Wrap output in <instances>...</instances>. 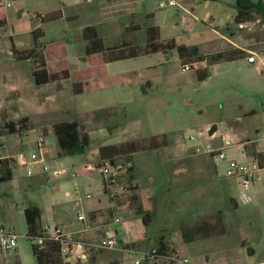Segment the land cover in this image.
<instances>
[{
  "label": "rangeland",
  "instance_id": "rangeland-1",
  "mask_svg": "<svg viewBox=\"0 0 264 264\" xmlns=\"http://www.w3.org/2000/svg\"><path fill=\"white\" fill-rule=\"evenodd\" d=\"M232 3L234 4L235 0H201L192 3L190 8L186 9L182 0H179V6L168 4L159 6L157 0H149L142 3L130 18L122 20L123 26L117 20L116 25L108 24L102 27V36L107 45L115 46L126 42L144 47L148 40V28L158 26L161 41L175 40L178 45L198 46L202 55L206 54L209 57L220 53L223 47L231 51V44L223 37L231 38L233 33H236V39L240 40L236 43L246 50L243 52L245 57L255 53L258 58L255 64H249L246 58L216 64L210 63V59H207V63L201 64L199 69L183 72L182 66L185 63L201 61L198 55L184 60L178 49H174L168 54L155 53L116 61L107 65L105 69L96 67L98 71L105 72L110 79L112 75L119 74L126 78L128 92L122 90L119 92L115 89L101 92L93 88L85 92L83 88L85 92L83 94L76 92L75 84L67 83L61 88L35 85L37 89L31 94L32 98L30 95L18 97L12 87L16 73L19 72L17 75L22 74L23 79L30 80L31 69L36 66L31 59L17 62L11 52L13 45L10 38L3 37L4 34L0 35V136H3L0 142L5 144H0V154L10 149L14 154L21 153L30 158L32 153L37 152L33 129L20 137L22 129L28 127V124L26 125L28 120L21 117L23 115L41 112L42 109L49 121L52 118L58 121L79 120L90 137L88 151L83 155L58 158L57 152L51 150L50 145L47 161L36 168L42 170L43 166L47 167L46 175L49 176L47 180L51 179L52 171L60 169H72L77 174L80 172L82 175L77 177V184L84 192H88L94 198L101 196L110 201L105 195L101 174L85 169L89 164H101L100 148L130 140L143 138L148 140L154 136H158L159 141L163 142L164 138L160 135H167L169 141L167 147L116 158V165L106 162L120 175L115 187L119 188L121 194H117L115 200L129 203V206L133 207L141 203L152 209L158 207L156 217L153 213L156 219L153 218L150 223V232L164 225L170 227L174 222L181 231L182 224L201 223L198 221L201 214L208 215L206 219L220 218L223 223L221 212L210 215L212 209L192 211L191 204L187 201L189 194L185 193L186 177L178 180L174 186L176 180L171 181L169 167L162 162V158L183 152L203 156L208 160V168L204 175L212 180V177L221 178L226 167L222 161L204 152L208 145L217 149L224 136L230 137L235 146L227 152L229 157L247 166L253 163V158L242 151L243 143L251 142L253 147L259 146L264 149V18L262 15H255L253 21L238 25L235 23L237 11ZM190 15L195 18V23L191 28L190 25L187 28L186 17ZM16 23H18L16 18H13L12 24H7L6 31L12 34V28ZM59 33L60 36H67L66 29ZM22 37L20 44L16 43V49L26 50L34 47L33 39L30 47L29 44L26 47L29 37L26 41L25 36ZM40 50V46H37L36 51ZM79 52L77 44L73 43L67 60L72 64L74 54ZM79 65L80 63H73L70 68ZM19 67L23 70L19 71ZM205 69H209L210 77L202 81L199 79V71ZM97 112L99 114H96ZM23 119L26 122H21ZM215 125L218 129L214 134L215 138H211L209 131ZM46 133L52 135V129L44 128V134ZM191 136L195 137V141L189 140ZM9 141L12 144L8 145ZM198 144L203 149L200 153L195 149ZM54 149L57 150V146ZM8 160L13 169L12 179L0 184V198L15 211L16 205L23 207L24 204L23 184L31 182L33 180L31 177L37 170L33 168V174L29 176L27 171L30 166L16 167L14 157ZM261 172L263 178L264 172L263 170ZM179 183L181 185L177 186ZM67 184L74 192V185L71 182ZM65 186L67 185L61 179L58 182L43 181L29 189L27 194L30 198L39 200ZM199 186L200 183L195 182L188 190L190 193L199 191ZM169 187L172 189L167 190ZM140 188L143 191L140 193L142 199L138 191ZM204 189L206 197L211 201L214 197L213 200L218 201L217 204L226 212H235L233 201L225 193L215 196L217 188L212 181L207 180ZM150 190L155 193L149 194ZM251 199L253 203V197ZM237 200L240 206L238 214L241 216L246 205L239 201V195ZM14 221L16 228L14 230L18 236L17 248L26 249L31 253V243L24 238V234L20 235L25 229L21 214L15 217Z\"/></svg>",
  "mask_w": 264,
  "mask_h": 264
},
{
  "label": "crops",
  "instance_id": "crops-1",
  "mask_svg": "<svg viewBox=\"0 0 264 264\" xmlns=\"http://www.w3.org/2000/svg\"><path fill=\"white\" fill-rule=\"evenodd\" d=\"M6 1L0 0V35L4 34L5 36L3 37L8 36L15 48L16 43L20 44L22 36H25V41L29 37L30 39L28 38L25 45L27 47L29 44L30 47L33 39L32 32L40 30L43 36L38 39L37 43L43 52L47 71L51 74L63 71L70 72V79L42 86L61 88L67 83H82L85 92L90 88L101 92L108 91L109 89L128 92L126 87L128 80L126 78L119 74L112 75V79H110L105 72L96 69V67L105 69L107 65L115 62L108 63L103 53H94L87 56V41L84 39V29L90 26L96 27L99 35L103 38L104 45L111 47L113 45L105 43V38L102 36L103 29L101 28L108 26V24L109 26L112 24L116 25L117 20L121 23L122 20L130 18L132 13L142 3H147L149 0H17L11 7L5 6ZM161 1L157 0L159 6H161ZM196 1L201 2V0H182L186 9H189L192 3ZM233 6H235V3ZM191 16H187L186 21ZM13 18H16L18 23L12 28L11 34L6 31V28L7 24H12ZM191 20L190 28L195 23V18L192 16ZM80 21L82 22L80 23ZM121 25L123 26L124 22ZM63 29H66L67 38L60 36L59 32ZM236 37V33H233L231 38L229 37L230 39L223 37L231 44V51L237 53L236 60L229 62L247 58L243 53L246 50L243 49L242 45L236 43L240 41ZM73 43H76L80 50L79 53L74 54L73 63H80V65L71 69L70 67L73 66V63L71 64L67 59ZM225 48L223 47L221 52H227L228 50ZM203 55L209 57V55ZM206 61L201 63H207ZM19 68V71L23 70L21 67ZM33 70L31 69L32 76L30 80L23 79L22 74L17 75L19 72L16 71L12 87L18 97L20 95L21 97L22 95H30V98H32L31 94L37 89L33 80ZM84 91L83 94L85 93ZM110 96L111 94H109ZM40 111L21 116L27 118L26 125L28 124V127L27 129H22L23 132L20 137L28 130L33 129L35 142L38 129L44 132V128L50 127L52 129L53 124L73 121H58L53 118L49 121V118L45 116L42 109ZM46 137L50 141L49 146L52 145L51 150L57 152L56 156L58 158H62L59 157L58 147L57 150L54 149L57 144L53 133L52 135L46 133ZM2 138L3 136H0V141ZM0 144L5 145L2 142ZM10 144H12L11 141L8 142V145ZM258 147H253L251 142H244L242 151L251 156L254 162L256 161L254 158L255 154L264 155V149ZM20 154H14L10 149L9 151L5 150V153L0 154V160L12 157L16 158ZM48 155L49 147L44 154L43 163L45 160L47 161ZM162 162L169 167L170 171L168 174L171 181L176 180L175 182L173 181L174 186L181 181L180 179L186 177L185 193L186 195L189 194L187 201L191 204L190 208L192 211L212 209L210 215L221 212L224 225L223 233H219V231L216 233L209 227L202 229V231L209 229L212 233L209 231L206 235L193 238V242L186 243L176 222L170 227L164 225L162 228L150 232V224L146 225L144 223L137 209L141 205L146 211L154 213L156 217L159 210L158 207L154 208V210L144 203L139 204L137 207L129 206V203L115 200V197L113 198L109 193L105 192V188V195L108 196L110 201L101 198V196L94 198L88 192H84V189L80 185L73 184L72 179L74 178L77 183V177L82 175L80 172L77 174L72 169H60L52 172H63L62 175L53 176L51 172L52 177L47 180L49 177L46 175L47 172H44L43 169L37 170L36 168L42 163L28 164L31 168L28 169L27 174L30 172L28 175H32L33 168L37 170V173L31 177L33 179L31 182L23 184V207L16 205V210L14 211L0 198V227H8L15 232V217L17 218L21 214L22 220L25 223L24 209L29 205L38 206L41 210L40 224L42 229H48L51 232L54 228H61L65 233L70 234L75 242L76 247L72 254L75 257L63 262V264H136L137 261H142L143 263L145 255L153 252L162 238L175 251L179 258V261L172 264H264V177L251 187L249 195L253 197V203L246 205L241 216H239L240 206L237 196L241 193L240 179L228 177L225 173L221 178L212 177V180L209 179V177L204 175V172L208 168V160L200 155L183 152L169 158L167 156L163 157ZM17 166L20 165L16 164ZM100 168L97 165L89 164L85 169L90 172H99L105 186ZM262 170L264 172V168ZM60 179L67 186L59 187L47 197L35 200L27 194L29 189L36 187L43 181L58 182ZM207 180L212 181L214 187L217 188L216 197L225 193L228 198H231L234 203H232L234 205L233 208H235L234 213L226 212V210L222 209L217 204L218 201L213 200L214 197L212 201L206 197L204 184ZM69 182L74 185V192L69 188L67 184ZM195 182L200 183L199 191H192L190 193L188 189ZM180 185L181 183L177 186ZM166 189H172V187ZM138 191L142 199L143 197L140 193L143 191L141 188ZM150 191L149 194L155 193L153 190ZM3 195L6 196V194ZM88 195L91 197L88 198ZM82 213L86 217L85 221L79 220V215ZM155 217L154 219H156ZM196 217L198 218L199 215L197 214ZM207 217L208 215L204 216V214H201V219L198 221L203 222L205 220L208 224L212 225L216 220L219 221L220 219H206ZM26 232L27 227L25 223L24 232L20 235L24 234V238L28 240ZM110 238H116L119 242V245L115 249L101 250L95 247L100 241ZM88 245L92 246L89 248ZM30 250L31 253H28L26 249L16 247L15 250L8 253H0V264H16L17 260H19L20 264H36L32 247ZM82 253L86 254V259L77 258Z\"/></svg>",
  "mask_w": 264,
  "mask_h": 264
},
{
  "label": "trees",
  "instance_id": "trees-1",
  "mask_svg": "<svg viewBox=\"0 0 264 264\" xmlns=\"http://www.w3.org/2000/svg\"><path fill=\"white\" fill-rule=\"evenodd\" d=\"M218 1V0H208ZM234 8L237 11L235 17V23L241 25L243 23L251 22L255 19V15H262L264 18V0L257 2L251 0H235ZM148 40L144 47L133 45L131 43L123 42L121 45H115L106 47L102 38L99 36L96 27L90 26L84 29V39L87 41L86 54L91 55L94 53H103L105 60L108 63L137 58L140 56L151 55L155 53L168 54L174 49H178L182 59L191 58L194 55H198L199 61L204 62L210 59V63H219L221 61H233L237 58V53L232 51L220 52L210 57H206L200 53L197 46L188 47L185 45H178L175 40L161 41L160 28L158 26H150L147 30ZM34 39V47L26 50H18L12 47L11 52L13 58L17 61L33 60L35 68L33 70V80L36 86H42L53 82H63L71 78L69 71H63L61 73L51 74L46 69V62L42 50L36 51L38 45L37 41L43 36L40 30L32 32ZM41 49V48H40ZM243 54V53H242ZM210 77L209 69L199 71V79L204 81ZM75 90L77 93L83 92V84L75 83ZM105 112V111H104ZM103 112H101L102 114ZM99 114V113H98ZM100 114V115H101ZM21 122H26L24 119ZM27 129V127H24ZM52 133L59 150V157L64 156H75L85 154L90 146V137L84 131V128L79 120H73L71 122H59L52 125ZM164 140L159 141L158 136L151 137L150 139H138L130 140L125 143L102 146L99 150L100 154V165L103 167L106 162L111 165H116L115 160L119 157H130L139 152H145L148 150H156L169 145L167 135H161ZM254 158L259 161L261 168H264V155L255 154ZM103 164V165H102ZM132 170V169H131ZM12 178V167L8 159L0 160V183L10 181ZM105 188V186H104ZM105 192H109L105 188ZM139 214L142 216L144 223L149 225L154 215L150 211H146L142 206L139 207ZM24 218L27 227L26 236L28 241L31 243L32 253L36 264H63V260L60 255V243L53 241H46L44 247H39L34 244V240L42 235V227L40 224L41 210L36 205H29L24 209ZM217 222V223H216ZM212 225L208 224L205 220L199 224L194 223L182 224L181 233L184 242H193V238L201 235H206L211 230L206 229L211 227L214 232L223 233L224 225L219 219ZM219 222V223H218ZM204 233V234H203ZM169 245L164 242L162 238L158 242V246L155 249L156 253L152 252L147 255L143 263L141 264H172L173 261L167 259L169 252ZM16 264H20L19 260Z\"/></svg>",
  "mask_w": 264,
  "mask_h": 264
},
{
  "label": "built area",
  "instance_id": "built-area-1",
  "mask_svg": "<svg viewBox=\"0 0 264 264\" xmlns=\"http://www.w3.org/2000/svg\"><path fill=\"white\" fill-rule=\"evenodd\" d=\"M17 0H7L5 3L6 7H11V5ZM163 4H168L169 6H179V2L176 0H162L161 6ZM247 61L249 64H255L258 61L257 55L255 53H250L247 56ZM203 64L201 62H194V63H187L182 66L183 72H188L191 70L199 69L200 65ZM203 134V133H202ZM211 138H215L213 135ZM190 141H195V137L191 136L189 138ZM49 139L46 137L44 132L40 129L37 130V138L35 141L36 151L30 155V158L25 157L24 154H20L18 157L15 158V161L20 166H28L29 163H42L43 164V157L49 147ZM235 146V142L230 137H223L221 145L214 149L210 145L205 148L204 152L211 154L212 156L216 157L218 160L222 161L226 167L225 174L228 177H234L240 179L241 185V193L239 195V201L243 205H248L252 202V199L249 195V191L251 186L255 183L261 181V166L258 161H254L249 166L240 164L237 161L231 159L228 155V151ZM195 149L198 153L202 152V147L198 144L195 146ZM43 171L47 172V167L43 166ZM100 171L104 177L105 188L109 192V194L114 198L117 194H121L119 188H116L115 185L118 184L119 173L114 169L110 168L107 164L100 168ZM30 174V172H28ZM63 172H52L53 176L62 175ZM72 182L76 185V180L73 178ZM122 190V189H121ZM91 196L88 195V198ZM239 203V202H238ZM86 217L82 213L79 215L80 221H85ZM119 222V220H117ZM18 236L16 233L8 228V227H0V253H8L13 251L17 247ZM46 241H53L60 243V255L63 260L69 261L73 259V251H75V242L70 234L65 233L61 228H54L51 232L48 229L42 230L41 237H38L34 240V244L38 245L39 247H44ZM119 245V242L116 238H110L106 240L100 241L97 246L98 249L101 250H111L115 249ZM92 245H88L90 248ZM153 254L156 253V250L152 252ZM149 255V254H148ZM147 255H145L146 257ZM79 259H86V254L82 253L77 256ZM167 259L173 261L174 263L179 261L177 254L175 251L170 247L169 252L167 254ZM187 262V261H186ZM142 261H137L136 264H141Z\"/></svg>",
  "mask_w": 264,
  "mask_h": 264
},
{
  "label": "water",
  "instance_id": "water-1",
  "mask_svg": "<svg viewBox=\"0 0 264 264\" xmlns=\"http://www.w3.org/2000/svg\"><path fill=\"white\" fill-rule=\"evenodd\" d=\"M191 22H192L191 17H188V19H187V21H186V27H187V28L189 27V25H190ZM217 129H218V127H217L216 125L213 126V127L210 129V131H209V135H210V136H213V135L217 132Z\"/></svg>",
  "mask_w": 264,
  "mask_h": 264
}]
</instances>
